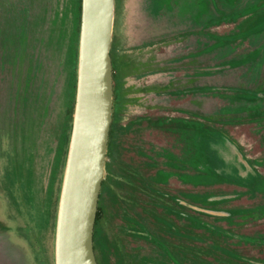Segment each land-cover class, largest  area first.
Masks as SVG:
<instances>
[{
	"label": "flooded vegetation",
	"instance_id": "obj_1",
	"mask_svg": "<svg viewBox=\"0 0 264 264\" xmlns=\"http://www.w3.org/2000/svg\"><path fill=\"white\" fill-rule=\"evenodd\" d=\"M167 4V0L152 2L151 13L156 17L159 37L156 30V37L150 41L133 43L129 55L122 50L120 41L113 39L111 128L115 115L122 122L129 110L138 116L126 126L132 129L137 122H143L150 138L147 150L132 151L127 157L132 161L117 166L109 178L105 176L111 152L109 135L96 224L107 230L102 238L122 264L129 263L126 259L130 260L133 251L144 252L147 260L155 253L165 264H217L219 255L213 252L216 248L222 250L225 264H264V204L232 208L244 202L248 193L253 199H264V170L259 169L263 166L252 159L248 150L253 142L264 148V0L203 2L202 10H208L211 17L209 31L204 46L190 59L209 55V69L200 76L208 79V86L192 87L189 92L202 93L211 101L207 105H188L189 111L195 107L201 113L192 111L186 118H180V113L185 115L187 110L181 109L187 103L180 100L186 94L185 90L180 91V54L176 50L170 52L173 45H169L165 35L167 24L161 22ZM221 27L231 29L220 34L217 29ZM139 109L142 113H137ZM180 128L197 138L209 133L223 134L260 177L249 185L218 176L207 166L206 154L197 145V162L203 170L192 176L191 184H182L196 189L222 188L226 196L217 199L212 193L184 192L189 200H180ZM247 134L254 137L250 144ZM222 204L232 206L228 211L236 212L230 215L222 211L229 213L222 220L224 227L210 223V218L217 216L205 212L218 211L213 207ZM184 207L196 213L185 214L180 211ZM250 222L258 223L256 237L242 229ZM204 233L214 239L216 236L222 245L211 240L213 245L202 247L199 243L201 237H207Z\"/></svg>",
	"mask_w": 264,
	"mask_h": 264
},
{
	"label": "rangeland",
	"instance_id": "obj_2",
	"mask_svg": "<svg viewBox=\"0 0 264 264\" xmlns=\"http://www.w3.org/2000/svg\"><path fill=\"white\" fill-rule=\"evenodd\" d=\"M153 1L116 0L113 39L120 41L126 55L130 54L133 43H144L156 37V30L160 36L156 17L151 13ZM167 1L168 6L162 10L165 19L161 22L167 24L165 35L169 45H173L170 52L176 50L175 53L180 54V91H186L180 100L187 103L181 109L196 102L207 105L211 100L206 95L189 92L192 87L208 86V79L200 76L209 69V55L190 59L204 46L207 38L211 17L208 10H202L203 2L207 0ZM81 9L82 0H0V264H55L57 214L71 139L68 133L69 130L72 132L76 103ZM229 29L221 27L217 30L225 34ZM192 111L201 113L191 107L185 115L180 113V118L191 116ZM134 115L128 110L122 122H118L115 115L105 172L109 178L119 165L132 161L127 158L132 151L148 148L150 137L144 123L137 122L132 129L126 126L138 116ZM238 133L245 135L247 132ZM193 135L180 128V192H183L180 200L188 201L186 194L193 192L225 198L226 190L222 188L196 189L182 184H191L192 176L203 170L197 162V145L206 154L207 166L214 170L209 152L200 142L202 135L198 138ZM246 137L247 143H252L254 137L249 134ZM157 139L160 143L161 138L158 136ZM248 150L252 159L263 166L259 169L264 170V148L253 142ZM256 173L258 177L253 181L235 182L250 185L260 177ZM253 198L248 193L244 202H238L237 206L227 203L210 206L218 211L205 210L217 216L209 222L224 227L222 220L228 212L230 215L236 213L228 211L230 207L243 209L264 204V199ZM180 211L196 213L187 207ZM242 229L255 237L259 233L258 223H246ZM102 230L96 224L94 247L98 264H122L105 244L102 235L107 230ZM205 234L207 237L203 236ZM203 235L199 243L202 247L213 245L211 240L222 245V240L216 236L214 239L207 233ZM213 252L221 257H217L216 263L225 264L222 250L216 248ZM130 255L127 264H165V260L157 258L155 253L148 260L144 252L133 251Z\"/></svg>",
	"mask_w": 264,
	"mask_h": 264
},
{
	"label": "water",
	"instance_id": "obj_3",
	"mask_svg": "<svg viewBox=\"0 0 264 264\" xmlns=\"http://www.w3.org/2000/svg\"><path fill=\"white\" fill-rule=\"evenodd\" d=\"M115 0H82L77 93L59 200L55 264H98L94 232L113 114ZM214 171L234 181L258 174L222 134L202 135Z\"/></svg>",
	"mask_w": 264,
	"mask_h": 264
},
{
	"label": "trees",
	"instance_id": "obj_4",
	"mask_svg": "<svg viewBox=\"0 0 264 264\" xmlns=\"http://www.w3.org/2000/svg\"><path fill=\"white\" fill-rule=\"evenodd\" d=\"M113 46V45H112ZM111 57H112V50H111ZM72 114H73V112H72ZM182 124H183V122H181ZM69 137H70V134H71V130H69ZM96 222H97V219H96ZM95 226H96V224H95ZM98 262V261H97Z\"/></svg>",
	"mask_w": 264,
	"mask_h": 264
}]
</instances>
